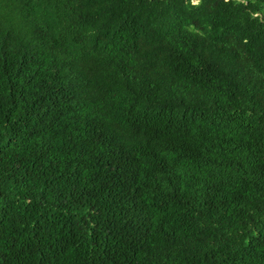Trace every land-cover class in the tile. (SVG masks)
<instances>
[{
	"label": "trees",
	"instance_id": "trees-1",
	"mask_svg": "<svg viewBox=\"0 0 264 264\" xmlns=\"http://www.w3.org/2000/svg\"><path fill=\"white\" fill-rule=\"evenodd\" d=\"M0 264H264V0H0Z\"/></svg>",
	"mask_w": 264,
	"mask_h": 264
}]
</instances>
